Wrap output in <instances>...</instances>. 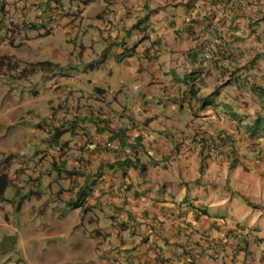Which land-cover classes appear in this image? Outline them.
<instances>
[{
	"label": "crops",
	"instance_id": "crops-1",
	"mask_svg": "<svg viewBox=\"0 0 264 264\" xmlns=\"http://www.w3.org/2000/svg\"><path fill=\"white\" fill-rule=\"evenodd\" d=\"M32 112L58 176L43 194L42 169L3 161L0 264H264V163L244 172L178 145L237 131L249 151L246 128L264 122V0H0L3 127Z\"/></svg>",
	"mask_w": 264,
	"mask_h": 264
},
{
	"label": "rangeland",
	"instance_id": "rangeland-1",
	"mask_svg": "<svg viewBox=\"0 0 264 264\" xmlns=\"http://www.w3.org/2000/svg\"><path fill=\"white\" fill-rule=\"evenodd\" d=\"M14 96L18 101L19 94L15 92ZM13 117L14 114H11L10 119H12ZM36 122L38 124L39 119L34 115V112H32L31 122L27 123L24 121L22 122V126L20 125L21 128L19 130H15L13 129L14 124L11 127L8 126L3 127V125L6 124V122L2 118H0V166L2 165L3 161L9 160L12 163V167L13 168L16 167L18 170L25 169V167H27L28 173L37 169H42L44 173L41 175V178L38 181L40 183L39 185L40 192L45 194L48 191L50 177H52V179H55L58 176L59 168H55L53 166V161L52 159L49 158L50 154L46 151L45 148L40 146L41 139L46 138L47 135L44 131L38 132L36 130L37 128ZM42 127L43 128L47 127V129L49 130V134L52 136V142H50L48 145L50 147H54L56 145L55 144L56 140L53 138L55 129L52 128L50 124H48V122L46 125L45 123H43ZM67 137L70 138V136ZM45 141L49 142V139H45ZM6 143H11V144L15 143V147L19 149L20 152H14V151L7 152L5 150ZM43 159H47L46 167H43L42 165L39 164V162ZM61 167L63 168L64 166L62 165ZM46 180H48V183L45 182ZM62 182L63 180L60 182L61 185H63ZM31 189L32 186L30 183H28L27 186L23 188L22 191L23 193H28ZM5 197L7 199L6 205L12 207L13 205L12 193L7 192L5 194ZM17 206L18 205L16 204L14 207ZM96 215L100 218V220H106L105 214L102 209L97 208ZM61 251H66V248L62 246Z\"/></svg>",
	"mask_w": 264,
	"mask_h": 264
},
{
	"label": "clouds",
	"instance_id": "clouds-1",
	"mask_svg": "<svg viewBox=\"0 0 264 264\" xmlns=\"http://www.w3.org/2000/svg\"><path fill=\"white\" fill-rule=\"evenodd\" d=\"M31 25H32L31 23L27 24L28 27H31ZM205 58L209 59L210 55L206 54ZM191 76H192V74L187 75L188 78L191 77ZM190 89H193V91H196V94H197L198 88H195L194 84H192V86H190L187 89L188 90L187 94L190 97V99H195L196 98V94H194V96H191L189 94ZM213 92H211L207 96H210ZM217 95L210 97L209 104L207 106L211 105V103L213 102V99L215 97H217ZM206 97H204V98H206ZM201 99H203V98H198L197 99L196 103L198 104V108L200 106V103H201L200 100ZM207 106H205L202 109L199 108V110H203ZM194 110H198V109L196 108ZM194 110H192V111H194ZM105 118L107 119V123L108 124H112L114 122L113 121L114 117H112V116L105 117ZM263 132H264V130H260L258 132L257 136L254 137V138H250L248 136V138L251 140L250 141V146H249V151L247 150V152H245L243 154L237 152V146L235 145L237 142L240 141V134H238L237 131H236L235 134H232V135H230V134L221 135V136L217 135L216 136L217 140L215 142L211 143V142H206V140H205V131L197 129V130H195L192 133L191 137L188 138V139H184L183 136H181L180 139H179L180 143L178 145L181 144V146H184L185 149L191 148L194 145H196V146H198L200 148H203V153L202 154H203V158L204 159L205 158L216 159V158H218V157L223 155V156H225L226 162H228V165H229L230 168H235L238 164L242 163L244 172H247V171L250 170V167H252L251 165H254L256 163H264V149L261 148V146L258 145L259 143H264V135H262ZM246 133L248 135L247 131H246ZM60 134L62 135V132L58 128H56L55 132H54V135H53V138L57 141V139L59 138ZM49 142H52V136H50ZM224 148L226 150H224ZM85 149L89 150L88 147H85ZM143 171H145V168L143 166H141L139 168V172L142 173ZM0 175H5L7 177V175L4 174V173H0ZM7 181H8V184L5 187V189L9 185L8 177H7ZM74 186L75 185L72 182L68 185L69 188H72ZM84 193H85V190L79 191L78 195L75 196V202H73L71 204L72 207H74V206H76V204H78L75 207V209L81 208L82 202H83L82 195H84ZM3 194H4V192H3ZM3 194H2V196H3ZM246 199H247V201H249L248 197L245 198V200ZM0 200H2V197H0ZM78 206H80V207H78ZM234 232L236 234L235 237H239L241 240L246 239L248 236L251 235L249 229L244 228V227H239V226H237V228L234 230ZM7 264H17V263L9 261Z\"/></svg>",
	"mask_w": 264,
	"mask_h": 264
},
{
	"label": "trees",
	"instance_id": "trees-1",
	"mask_svg": "<svg viewBox=\"0 0 264 264\" xmlns=\"http://www.w3.org/2000/svg\"><path fill=\"white\" fill-rule=\"evenodd\" d=\"M189 94L191 96H194V94H196V91H193V89H190ZM217 94H218V91L215 90L210 96H207L206 98L201 99L200 100L201 103H200L199 108L202 109L205 106H207L209 104L210 97L215 96ZM260 130H264V122H263V120L258 119V118L254 120V123L252 126H249L246 128V131L248 132V136L250 138L256 137ZM7 184H8L7 177L5 175H0V197H2V194H3ZM77 205L78 204H76V206ZM76 206H74V207H76ZM78 207H80V206H78Z\"/></svg>",
	"mask_w": 264,
	"mask_h": 264
}]
</instances>
